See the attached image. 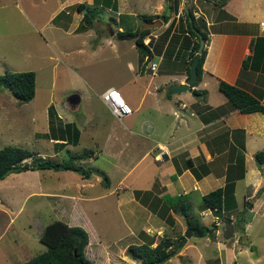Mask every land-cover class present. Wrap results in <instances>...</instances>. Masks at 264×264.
<instances>
[{
    "label": "crops",
    "instance_id": "obj_1",
    "mask_svg": "<svg viewBox=\"0 0 264 264\" xmlns=\"http://www.w3.org/2000/svg\"><path fill=\"white\" fill-rule=\"evenodd\" d=\"M90 1L79 0L75 4L79 2L92 4V0ZM118 1L115 11L116 14H121L118 11L120 4ZM163 1L164 3H161ZM203 1L212 9L210 16L197 0H159L160 4L155 10L145 13L156 15L158 9L168 15L166 20L161 19L160 30L154 32L150 27L149 34L147 33L148 38L151 36L157 38L152 43L150 41L147 43L148 46L151 44L149 48L152 54L146 58L137 52L133 73L131 72L124 79L111 80L100 90L97 87L93 89L109 113L108 117H100L101 120L98 121L100 123L98 131H102V137L98 135L96 139L92 130L87 131L86 127L89 125L84 122L78 123V116L75 118L73 115V153L84 149L92 150V154L81 159L78 164L86 168L89 159H98V157H102L104 162L101 166L89 164L91 172L87 177L79 173L82 181L77 183V188L73 187V207L82 197L88 196L96 200L114 195L119 221L126 227L127 234L123 238L129 240L126 244L127 248L134 241L135 244L146 242L155 246L161 237L169 236L175 239L177 234L184 233L188 226V222L181 214L164 204V198L185 194L192 213L204 224H211L214 218L212 219L213 215L211 217L209 215L212 211L203 207L202 195L216 187H221L223 196L227 195V191L233 196V199L229 197L230 202L236 206V213L225 211L222 216L217 215L220 220L215 221L218 226L215 230L216 234L214 232L213 235L216 240L215 249L226 246L218 236L222 230L219 223L225 220L224 216H229L234 223L242 213L241 217L244 220V232H242L245 233L246 229H250L246 241L252 251L248 252L247 259L250 263L257 264L264 261V243L260 244L259 250L254 243L262 233L264 237V231L260 233L255 230L264 226V155L261 156L262 162L256 156L258 152L264 151V114L261 111L241 112L219 89L218 83L220 80H225L237 84L257 97L261 95L258 100L264 103V72L242 67L243 59L252 52L251 40L258 35L264 36V0H255L254 4H244L242 0H227L221 7L213 2L215 8L210 4L211 0ZM68 2L69 0L60 1L49 16L48 22L52 23L53 16L64 9L63 6ZM127 2L125 7L130 5L129 0ZM104 8L108 7L100 9L101 12H104ZM186 8L187 10L191 8L193 13L197 14V18L200 16L198 13L203 15L201 21L205 23L204 29L208 33L204 43L207 52L199 81L194 85L190 83L188 89L170 92L169 86L172 83H183L188 77L185 63L180 61V56H183L184 49L188 45L183 44L182 35L176 42L174 40L172 42L175 31L180 33L177 31L180 22H185L183 11ZM220 10H225L226 14L218 19L213 14ZM77 11L81 19L83 13ZM100 14L96 15L93 21L96 17H100ZM140 14L136 15L139 20H141ZM65 15L70 14L66 12ZM156 17L153 16L151 20ZM116 25L120 28L118 30L123 29L120 23ZM109 35L116 37L112 31ZM126 36L128 35H117L120 39H126ZM155 54L158 55V60L155 59ZM151 61L157 63L155 70L149 68ZM73 72L78 74L76 71ZM214 83L219 94L217 92L211 94L208 89L212 88ZM108 87H114L120 92L131 107L129 114L117 117L109 110L101 97V92ZM193 89L198 90V93H194ZM73 93L79 95V101L73 103V110H76L81 95L76 91ZM48 108L49 105L47 110ZM88 123L90 124L89 121ZM64 139L59 140L64 141ZM97 143L102 147L92 149V144ZM80 146L83 148L80 149ZM116 171L119 173L117 174ZM100 175L106 177L108 183L98 190V192L102 191L93 195V187L102 182ZM113 176L117 178L115 183ZM241 181L243 188L239 189L238 184ZM228 182L231 184L230 190L227 189ZM119 185H122V188H119ZM240 191H242L240 194H242L243 206L253 198L247 206L249 211L255 213L251 215L250 220H245V210L237 198ZM198 198L201 200L197 201ZM230 208L224 207L228 210ZM193 209L196 212H193ZM87 224L88 221L84 220L80 226L88 232L85 254L94 264H96L95 258L88 255L91 246L102 255L105 254V246H108L106 243H116L115 251L124 247L123 238L103 243L99 236L96 238L88 229ZM236 224L235 230L241 226ZM168 232L172 234L169 235ZM233 235L236 238L235 231ZM193 237L199 236L194 235L192 230L181 250L175 254L177 257L178 254L182 255L183 260H186L183 263L178 258L180 261L178 263L192 264L194 261L189 254L191 253L189 249L195 248L197 244L192 240ZM245 248L234 247V255ZM113 253L109 254L114 256ZM198 254V258L202 259V252ZM172 256L161 264H168ZM215 259H218L216 264H221L217 254ZM6 261L2 260L0 264Z\"/></svg>",
    "mask_w": 264,
    "mask_h": 264
},
{
    "label": "rangeland",
    "instance_id": "obj_2",
    "mask_svg": "<svg viewBox=\"0 0 264 264\" xmlns=\"http://www.w3.org/2000/svg\"><path fill=\"white\" fill-rule=\"evenodd\" d=\"M60 1L62 0H0V74L5 71H35V95L27 102H19L8 87L0 85V148L7 144L27 147L35 151V156L40 155L54 162L67 160L73 153L71 134L73 133V115L75 118L78 116V123L84 122L89 125L86 127L87 131L92 130L96 139L98 135L102 137V131H98L100 125L98 121L108 117L109 113L93 89L97 87L100 90L111 80L124 79L128 74L133 73L138 56L135 36H126V39L117 37L116 32L120 28L110 19V15L116 14V11L104 8V12L94 19L90 28L81 30L79 25L82 21L75 4L79 0H69L68 4L63 6L64 13L59 17L53 16L55 18L51 19L52 23L48 22L49 16ZM197 1L210 16L212 9L207 6V2ZM221 1L211 0L210 4L215 8L216 5L214 7L213 2H216L217 6L221 7ZM254 1L242 0L244 4H254ZM118 2L120 3L118 11L124 13V16L121 15L132 29L142 24L140 18L136 17L137 14L151 12L160 4L159 0H129L130 5L125 7L127 0ZM156 10L155 14L162 13ZM66 12L70 15L66 16ZM225 14V10H220L213 16L219 19ZM198 16V23H201L202 13H198ZM156 19L162 18L158 16ZM160 26L162 24L151 27V31L160 30ZM202 26L205 27V24ZM123 27L125 28L124 25ZM111 31L117 38L109 35ZM148 34L143 39L145 44L149 41L152 43L154 39L157 40L153 36L148 38ZM94 45L96 46L93 47ZM157 57L158 55L155 54L156 60H158ZM208 89L211 94L215 92L219 94L215 83ZM75 91L81 95V101L78 108L73 110V107L67 105V96ZM50 104L56 108V116L58 114V118L53 120L56 121L54 126L69 124L67 131L61 129L59 132H50L51 124L47 110ZM85 134L88 135L86 131ZM55 137L65 139L60 141L55 140ZM98 145V143L92 144L91 148L102 147L101 144ZM81 148L83 147L80 146ZM26 160L29 162L31 159ZM89 161L86 163L88 169H90L89 164L104 165L102 157L89 159ZM116 173L119 172L116 171ZM99 178L105 177L100 175ZM113 179L115 183L117 178L113 176ZM81 181L77 171L53 168L11 172L0 180V261H8L1 264H19L44 250L45 245L39 240V235L43 227L54 219L77 225L86 220L88 229L95 234L96 238L99 236L103 243L126 236V227L119 221L118 208L115 204L116 196L111 195L96 200L88 196L82 197L77 201L79 205L75 204L73 207V187L77 188V183ZM103 182L93 187L92 194H97L104 185ZM238 186L239 189L243 188V181ZM230 188L231 184L228 182L227 189L230 190ZM240 193L242 191L237 198L245 210V220H250L251 215H255L247 208L251 200L243 206ZM229 196L233 199L227 191V195L224 196V205L228 207L230 205L231 208L230 210L223 208L222 213L232 211L234 214L236 206L230 202ZM200 200V198L197 199V201ZM193 212L196 211L193 209ZM211 215L214 213L212 212L209 217ZM262 229L255 230L262 233L264 226ZM223 231L222 228L218 236L226 243V246L220 249H215L214 241L216 240L213 236L207 234L205 238L193 237L192 240L197 244L195 248L189 249L191 252L189 254L194 258L192 264H216L218 262V259H215L216 254L221 259V264H253L247 259L252 251L246 241L250 229H246L245 234L244 230L237 228L236 238L234 235L225 238ZM168 234L171 235L172 232ZM262 235L263 233L261 237L254 240L258 250L260 244L264 243ZM128 241L127 238H123L124 247L117 251L114 247L116 243H106L108 246H105L104 255L91 246L88 255L95 258L96 264H137V261L128 254L126 246ZM234 247L239 249L246 247V251L241 250L234 255ZM111 252L115 253H113L114 256L109 254ZM200 252L203 254L202 259L197 256ZM178 258L181 262H186L182 255L178 257L174 255L168 264H180ZM257 264H264V261Z\"/></svg>",
    "mask_w": 264,
    "mask_h": 264
},
{
    "label": "trees",
    "instance_id": "obj_3",
    "mask_svg": "<svg viewBox=\"0 0 264 264\" xmlns=\"http://www.w3.org/2000/svg\"><path fill=\"white\" fill-rule=\"evenodd\" d=\"M225 2L226 0H222L220 5H223ZM103 7H108L115 11L117 10V0H92V4H88L86 2L77 3V10L83 13L81 17L82 24L79 25L80 29L86 30L87 27H91L93 24V18L101 13L100 9ZM183 12L185 15V22H180L179 28L177 27V31L180 33L178 34L175 31V36L173 37L172 42L173 40L176 42L178 37L182 35L183 44L187 43L188 46L185 47L183 56H180V61L185 63V70L189 75L190 64L195 56L200 42L197 30L201 32V35L204 38V43L207 40L208 33L204 29V26H202L205 23L203 21L198 23L199 17L197 18L195 14H193L191 8ZM62 13L64 12L61 10L56 16L59 17ZM121 14L124 16V13ZM121 14L110 15V19L113 23H120L121 26H125L122 30L117 31V35L136 36L134 41L136 47L138 48V52L148 58L152 52L149 46L144 43L143 39L150 31V28H145L141 31H139V29L143 22L151 20L153 16H160L162 20H166L168 15L164 12L156 15L145 13L140 14L142 24L132 29L125 22V19ZM201 19L203 20L202 17ZM165 34L167 33L165 32ZM250 46L252 52L243 59L242 67H250L264 72V36L258 35L253 38ZM206 52L207 47L204 45L196 64L197 76L191 82L192 85L196 84L201 77V73L203 71L202 64ZM0 85L8 87L19 102H27L35 95V71H5L0 74ZM218 87L241 112L261 111L264 114V103H260L258 100L261 95L257 97L252 92L243 89L237 84H231L225 80H220ZM193 91L194 93H198V90L193 89ZM48 112L50 118L49 122L51 124L49 126L50 132H59L61 129L64 131L68 130L69 124L54 126L56 121L53 120L56 118V111L53 104L49 105ZM71 134L73 138V133ZM55 139L64 138L55 137ZM34 154L35 151L33 149L21 147L19 145L7 144L1 147L0 180L4 179L6 175L11 172H19L26 169H70L77 171L85 177L90 175L91 170L84 168L81 164H78V162L81 159L89 157L92 154L91 149H84L81 152L72 153L69 159L55 162L48 158H43L40 155L35 156ZM262 155H264V151H260L256 154L257 158L261 162ZM28 158L31 159L29 162L26 160ZM102 182L104 184L108 183L107 178L105 177L102 179ZM164 201V204L166 203L168 207L170 206L175 212H178L186 219L188 225L192 228L194 235L199 237L207 234L210 236L214 235L218 226L215 223L204 224L198 216L193 214L189 203L186 202L185 194L168 196L164 198ZM202 201L203 207L210 209L214 215L222 216V209L227 206L226 204L224 205L223 188L221 187H216L203 194ZM241 216L242 213L238 215L234 224H241V226L237 228L244 230V220ZM225 219L231 221L229 216L225 217ZM39 240L46 246L45 249L30 256L19 264H94L93 261L85 254V246L88 243V232L80 225H72L61 219H54L43 227L39 235ZM185 241L186 237L184 234L178 233L175 241L169 236H163L155 246H151L150 243L146 242L141 244L131 243L128 245L127 251L129 256L137 261V264H161L172 255L177 254L185 244Z\"/></svg>",
    "mask_w": 264,
    "mask_h": 264
},
{
    "label": "water",
    "instance_id": "obj_4",
    "mask_svg": "<svg viewBox=\"0 0 264 264\" xmlns=\"http://www.w3.org/2000/svg\"><path fill=\"white\" fill-rule=\"evenodd\" d=\"M187 10V8H186ZM191 20V19H190ZM162 21L160 19H154V20H146L140 27L139 31H141L142 29L145 28H150V27H154L157 26L159 24H161ZM199 37H200V42H199V46L197 48V51L195 53L194 58L191 61L190 64V71H189V75L188 77L185 79V81L183 83H172L169 86V91L170 92H177L180 90H185L189 88L190 83L196 78L197 76V70H196V64L197 61L199 59V55L203 49L204 46V38L201 35V32L198 31ZM79 101V95L77 93H70L67 96V105L69 107H73V103H77ZM253 200V198H251V201ZM219 226L222 227L224 229V237L225 238H230L234 231H235V224L229 220H223L219 223ZM184 236L187 238L192 234V228L188 225L185 232L183 233Z\"/></svg>",
    "mask_w": 264,
    "mask_h": 264
},
{
    "label": "built area",
    "instance_id": "obj_5",
    "mask_svg": "<svg viewBox=\"0 0 264 264\" xmlns=\"http://www.w3.org/2000/svg\"><path fill=\"white\" fill-rule=\"evenodd\" d=\"M157 63L155 61L149 62V68L155 70ZM101 97L104 103L108 106L109 110L117 117H123L131 112V107L123 99L120 92L114 87H108L101 92ZM119 188H122V185H119ZM214 218V219H213ZM212 221L217 222L220 220V217L217 215L212 216Z\"/></svg>",
    "mask_w": 264,
    "mask_h": 264
},
{
    "label": "bare ground",
    "instance_id": "obj_6",
    "mask_svg": "<svg viewBox=\"0 0 264 264\" xmlns=\"http://www.w3.org/2000/svg\"><path fill=\"white\" fill-rule=\"evenodd\" d=\"M195 16L197 17V14Z\"/></svg>",
    "mask_w": 264,
    "mask_h": 264
},
{
    "label": "clouds",
    "instance_id": "obj_7",
    "mask_svg": "<svg viewBox=\"0 0 264 264\" xmlns=\"http://www.w3.org/2000/svg\"><path fill=\"white\" fill-rule=\"evenodd\" d=\"M226 220V219H225ZM213 223H215V222H213ZM221 228V227H220Z\"/></svg>",
    "mask_w": 264,
    "mask_h": 264
},
{
    "label": "flooded vegetation",
    "instance_id": "obj_8",
    "mask_svg": "<svg viewBox=\"0 0 264 264\" xmlns=\"http://www.w3.org/2000/svg\"><path fill=\"white\" fill-rule=\"evenodd\" d=\"M216 224V223H215ZM222 228V227H221Z\"/></svg>",
    "mask_w": 264,
    "mask_h": 264
}]
</instances>
